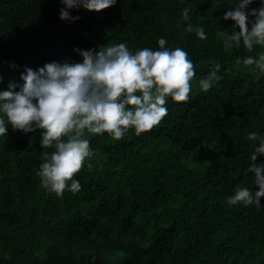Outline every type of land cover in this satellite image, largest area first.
<instances>
[{
  "label": "trees",
  "instance_id": "obj_1",
  "mask_svg": "<svg viewBox=\"0 0 264 264\" xmlns=\"http://www.w3.org/2000/svg\"><path fill=\"white\" fill-rule=\"evenodd\" d=\"M63 7L61 0H0V91L22 84L26 68L82 63L76 49L124 43L133 53L155 51L160 38L188 53L196 77L190 101L168 98V115L152 131L132 129L120 141L87 135L97 156L75 177L81 191L63 198L37 175L40 130L9 125L0 137V264H264V197L259 209L227 202L237 186L259 191L248 170L259 145L247 136H264V73L243 64L264 48L225 50L235 22L223 16L233 4L118 0L100 12L68 9L80 17L74 21L60 18ZM188 23L207 38L187 33ZM217 63L222 79L205 93L199 79Z\"/></svg>",
  "mask_w": 264,
  "mask_h": 264
},
{
  "label": "clouds",
  "instance_id": "obj_2",
  "mask_svg": "<svg viewBox=\"0 0 264 264\" xmlns=\"http://www.w3.org/2000/svg\"><path fill=\"white\" fill-rule=\"evenodd\" d=\"M118 0H61L65 7L60 18L79 20L68 9L81 7L100 12L116 5ZM256 0H229L233 9L225 12L223 19L234 21L231 33L224 39V48L239 49L241 44L248 53L255 46L264 48V0L260 7L251 8ZM190 7L183 9V21H190ZM239 29L238 31L236 29ZM185 31L201 40L206 39L203 27L188 23ZM164 38L158 40L159 50L143 48L133 53L126 44H107L97 49H76L83 62H51L38 70L26 68L21 74L22 84L10 81L8 90L0 91V137L13 131L25 134L40 130L42 163L37 175L41 186L49 193L63 198L65 191H81L76 175L85 164L91 169L97 152L91 148L87 135L107 133L113 140H123L134 129L140 136L159 126L168 115V98L176 103H188L192 81L196 77L193 62L180 47H166ZM245 66H254L264 73V54L248 56ZM217 63L199 87L207 93L222 79L217 73ZM3 78L0 77V83ZM17 89H19L17 91ZM254 151L250 156L249 171L254 173L259 191L237 186L235 194L227 197L228 204L261 207L264 197V136L257 132L248 134ZM51 149V152L47 151Z\"/></svg>",
  "mask_w": 264,
  "mask_h": 264
},
{
  "label": "rangeland",
  "instance_id": "obj_3",
  "mask_svg": "<svg viewBox=\"0 0 264 264\" xmlns=\"http://www.w3.org/2000/svg\"><path fill=\"white\" fill-rule=\"evenodd\" d=\"M106 258H113V256L112 255H108V256L104 257V259H106ZM112 260H115V257Z\"/></svg>",
  "mask_w": 264,
  "mask_h": 264
}]
</instances>
